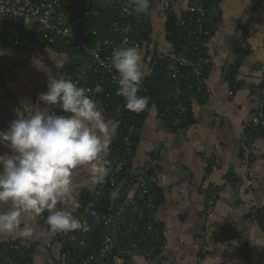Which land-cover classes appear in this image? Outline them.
<instances>
[{
	"label": "crops",
	"instance_id": "1",
	"mask_svg": "<svg viewBox=\"0 0 264 264\" xmlns=\"http://www.w3.org/2000/svg\"><path fill=\"white\" fill-rule=\"evenodd\" d=\"M192 1L151 0V31L140 49L145 78L153 73L149 62L154 52L174 50L167 40L169 16L180 17ZM207 11L211 23L200 47L210 63L200 90L186 96V122L177 128L160 107L149 106L127 166L130 174L150 171L148 195L125 179L114 191L120 219L114 241L140 249L130 238L150 215L165 246L155 262L140 259L139 264H264V129L249 127L260 112L264 114V0H221ZM185 29L187 46L180 54L190 60V46L198 39L193 27ZM12 57L9 48H0V130L8 129L19 113L27 116L34 107H47L39 96L47 91L49 75L59 78L72 61L68 53L41 45L20 65H14ZM101 109L113 130L111 150L119 123ZM248 128L255 137L247 146ZM5 153L11 154L0 145V155ZM73 182L76 200L58 207L80 220V229L52 232L46 211L36 219L24 218L29 236L0 238V248L17 243L19 250L12 256L21 263L68 264V255L84 248L88 218L99 203L90 168L76 170ZM213 190L218 196L210 205ZM7 207L0 204V211Z\"/></svg>",
	"mask_w": 264,
	"mask_h": 264
},
{
	"label": "built area",
	"instance_id": "2",
	"mask_svg": "<svg viewBox=\"0 0 264 264\" xmlns=\"http://www.w3.org/2000/svg\"><path fill=\"white\" fill-rule=\"evenodd\" d=\"M94 0H0V48H9L13 53V62L25 60L34 46L43 43L60 45L72 50L77 55V63L69 76L79 86L88 90V94L105 109L120 100L116 110L119 120L123 122L122 147L116 151L110 161L111 171L103 184L95 190L97 196L108 193L109 201L102 206L99 224L100 242L97 250L86 257H81L82 250L68 255V264H133L132 257L139 256L142 260L155 262L165 250L164 244L156 233V223L149 215L146 233L153 238L148 250L129 248L114 241L115 231L119 226L118 210L114 199L119 178L129 174L127 166L135 149L132 139L135 121L148 107L135 113L125 108V100L117 95V84L113 80L116 74L111 65L114 49L134 45L141 49L138 33L145 30L148 13L136 14L129 7V0H117L111 10L115 13L104 29L99 33L85 30L90 26V8ZM221 0H193L184 13L173 19L179 27L192 29L198 39L194 50L198 52L205 28L210 25L211 17L204 5L214 6ZM169 20V19H168ZM30 32L29 35L24 33ZM199 55V54H198ZM150 70L164 66L173 81V91L164 97L165 112L172 111L173 125L181 128L186 122L188 105L187 95L197 92L202 79L208 70L209 60L200 55L196 60H188L176 51H156L150 62ZM140 96L149 98L153 105L156 98L150 94L147 78H144ZM103 98V101L97 99ZM253 130L264 129V114L260 112L250 123ZM246 158H248L246 156ZM150 171L142 174H129L127 182L138 184L141 194L148 195ZM218 192L213 190L210 205L216 200ZM150 211L154 202L148 204ZM19 250L17 243L0 248V264H26L15 260L13 253ZM201 251V255L204 254Z\"/></svg>",
	"mask_w": 264,
	"mask_h": 264
},
{
	"label": "clouds",
	"instance_id": "3",
	"mask_svg": "<svg viewBox=\"0 0 264 264\" xmlns=\"http://www.w3.org/2000/svg\"><path fill=\"white\" fill-rule=\"evenodd\" d=\"M150 2L129 0L128 7L146 14ZM111 65L125 108L144 111L149 98L138 95L146 74L141 50L134 45L114 49ZM39 99L47 107H34L27 116L19 113L8 129L0 130V145L11 153L0 155V204L8 206L0 211V238L29 236L31 228L24 218L36 219L46 211L52 232L80 229V220L67 208L58 207L76 200L75 171L90 168L95 184H103L111 171L107 156L113 130L88 90L71 78L49 75L47 91ZM140 259L134 255L133 264Z\"/></svg>",
	"mask_w": 264,
	"mask_h": 264
},
{
	"label": "trees",
	"instance_id": "4",
	"mask_svg": "<svg viewBox=\"0 0 264 264\" xmlns=\"http://www.w3.org/2000/svg\"><path fill=\"white\" fill-rule=\"evenodd\" d=\"M116 1L117 0H94L91 4V8H90V12H91V16L89 19L90 26L87 27L85 30H87L89 32L92 30H95V31L100 33L104 29V27L109 22H111L112 18L115 16L116 12H113L111 10V6ZM204 7L207 9L208 5H204ZM173 19H174L173 15H170L169 20L167 21V24H166L167 40L169 43L174 45L173 51H176L178 53H182L181 49L184 48L185 46H187V42L185 41V38L188 36L189 32L185 28L175 25L173 23ZM150 29H151V27H150V24L148 22L145 26V30L143 32L138 33V38L141 40V42L147 41L148 35L151 31ZM24 34L30 36V32H26ZM195 44L196 43L194 42V44L192 43V45L190 46L191 47L190 53L193 54V56H194L193 59H190V60L198 59V54L200 56H202L203 59H205L204 51L201 47H199L198 52H196L194 50ZM200 45H201V42H200ZM41 46L53 48V49L58 50V51H64V52L69 54L72 61L67 67H65L61 71V73L59 75V77L63 76L65 78H68L71 75V73L73 72L74 66L77 63L76 53L74 51L69 50L68 48H66L64 46H60V45H50V44L43 43V44H41ZM25 60H22L20 62H13V57H12V63L14 65H20L23 62H25ZM147 85H148L150 94L156 98V101L154 104H156L158 107H160V112L162 114H165L167 117L169 116L172 119V123H173L172 111L165 112V110H164L165 103H166L164 100V97L167 94H169L170 92H172L173 87H174L173 81L171 80V78L169 76V72L162 65L156 67L153 70V73L151 74V76L147 79ZM97 99L103 101L102 96L101 97L99 96ZM120 104H121V101L116 100L115 105L105 108V112H106L107 116L116 120L119 123L118 140H117V143H115V145L111 148L108 157H112L116 153V151L122 147L123 141H122L121 135H122L123 129L125 127L123 125V122L121 120H119V115H117V113H116V110L119 108ZM149 106H151V105H148V108H149ZM146 111H144L141 114V116L135 121V126H134L135 130H134V134L132 137V139L135 143V146H136V141H137L138 130L140 128V125L142 123V120H143V117H144ZM254 137H255L254 131H252L251 129L248 128V130L246 131V134H245V144L248 146L250 141ZM129 174H127V175L125 174V175L121 176L119 178V182L122 181L123 179L127 180ZM108 197H109V195L106 192H104L101 196H99V203L95 207V209H93L91 216L88 218V221L90 224V231L84 236L85 237V246L82 249L81 257L88 256L89 254H91L92 252L97 250V248L99 246V242H100L99 224H100V220H101V216H102V210L100 207H102L103 204L105 205L108 202ZM257 217H258V219H261L260 213L257 214ZM129 219L132 220L133 218L130 217ZM147 221L148 220H147V216H146V218L142 219L139 222V226H140V227L138 226L139 232H137V233L133 232L132 236L130 238L133 240H137V243L140 246V249H142V250L150 249V247L153 244V238L149 237L146 233ZM141 230H142V232H141ZM128 247L131 248L130 246H128Z\"/></svg>",
	"mask_w": 264,
	"mask_h": 264
},
{
	"label": "rangeland",
	"instance_id": "5",
	"mask_svg": "<svg viewBox=\"0 0 264 264\" xmlns=\"http://www.w3.org/2000/svg\"><path fill=\"white\" fill-rule=\"evenodd\" d=\"M78 251V250H77Z\"/></svg>",
	"mask_w": 264,
	"mask_h": 264
}]
</instances>
